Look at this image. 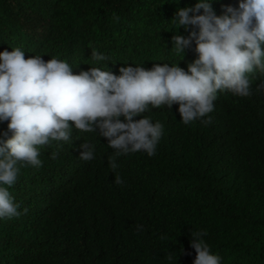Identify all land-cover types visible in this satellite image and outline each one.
<instances>
[{
    "label": "trees",
    "instance_id": "trees-1",
    "mask_svg": "<svg viewBox=\"0 0 264 264\" xmlns=\"http://www.w3.org/2000/svg\"><path fill=\"white\" fill-rule=\"evenodd\" d=\"M197 2L0 0V52L56 58L74 74L155 64L187 72L195 41L182 52L172 38L198 28L173 20ZM209 2L223 16L243 0ZM247 75L250 96L218 91L213 111L187 125L178 104L134 117L162 125L152 156L117 155L98 128L81 132L71 121L69 141L37 146L41 166L19 162L16 182L4 185L21 214L0 218V264H194L196 233L220 264H264V71ZM11 136L0 121V146Z\"/></svg>",
    "mask_w": 264,
    "mask_h": 264
},
{
    "label": "clouds",
    "instance_id": "clouds-1",
    "mask_svg": "<svg viewBox=\"0 0 264 264\" xmlns=\"http://www.w3.org/2000/svg\"><path fill=\"white\" fill-rule=\"evenodd\" d=\"M201 10L203 14H195ZM226 11L223 16L215 15L209 0L178 9L173 21H178L180 28H198L187 38H172L175 49L182 52L195 41L198 58L188 65L187 72L177 64H155L151 70L121 67L119 76L99 67L74 74L67 62L56 58L47 62L39 55L25 59L20 48L0 52V121H8L12 133L0 146V218L21 214L4 187L16 182L17 164L41 166L37 146L69 141L70 121L81 132H96L98 128L117 155L145 151L152 156L162 125L146 117L133 119L149 105L171 108L178 104L181 121L187 125L213 111L218 91L250 96L247 74L255 68L264 71V0H243L239 10L229 7ZM92 58L106 59L95 52ZM81 147L80 158L92 160L89 145ZM56 155L52 153L53 158ZM110 166L117 167L114 160ZM115 182L123 181L117 176ZM205 234L193 236L194 264H220L221 258L210 254L208 245L198 239Z\"/></svg>",
    "mask_w": 264,
    "mask_h": 264
},
{
    "label": "bare ground",
    "instance_id": "bare-ground-1",
    "mask_svg": "<svg viewBox=\"0 0 264 264\" xmlns=\"http://www.w3.org/2000/svg\"><path fill=\"white\" fill-rule=\"evenodd\" d=\"M252 90V89H251ZM257 93V92H256ZM259 93H260V91H259Z\"/></svg>",
    "mask_w": 264,
    "mask_h": 264
}]
</instances>
